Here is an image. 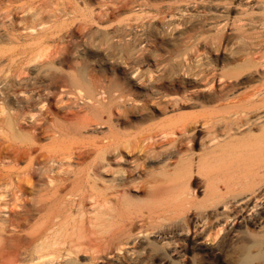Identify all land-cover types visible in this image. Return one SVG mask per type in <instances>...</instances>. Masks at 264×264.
I'll use <instances>...</instances> for the list:
<instances>
[{
  "label": "bare ground",
  "instance_id": "6f19581e",
  "mask_svg": "<svg viewBox=\"0 0 264 264\" xmlns=\"http://www.w3.org/2000/svg\"><path fill=\"white\" fill-rule=\"evenodd\" d=\"M87 1L0 0V16L10 20L6 41L45 46L46 40L52 39L57 43L53 49L36 53L43 52L52 60L65 59L75 54L71 44L76 32L72 35V28L71 33L63 31L61 27L69 21L64 17L73 19L74 27L84 30L93 21L101 24L100 20L117 16L133 2L98 0L92 6L91 0L90 5ZM215 1L228 3L226 6L236 10L244 0ZM260 2L264 9V0ZM162 22L165 28L174 24ZM229 23L226 27L232 31ZM154 30L145 45L123 40L126 31L119 34L121 31L111 30L110 36L104 30L101 35L104 47L97 50L103 52L109 47L118 51V66L131 75L140 91H120L124 80L120 83L117 77L109 86H103L100 80L99 89L104 90L100 93L108 97L109 104H101L104 100L96 105L100 99L95 102V98V103H90L92 112L100 116H95L100 120L98 127H106L107 131H102L92 144L84 145L80 127L75 132L83 140L77 136L75 141L71 136L77 134L69 130L72 135L67 137L73 142L64 141L69 143L64 147H68L55 157L44 156L34 144L9 143L0 138V264H264V46L252 42L243 54L234 56V44H210L208 52L217 54L220 64L209 68L187 62L196 54L193 45L182 41L183 30ZM62 31L65 34H60ZM7 52L0 50V93L17 97L24 90L17 88L25 77L18 74L15 63L23 64L22 58L18 62L15 54ZM22 52H28L27 48ZM143 63L148 68L140 69ZM26 72L23 76L29 74ZM63 75L64 70L59 76L66 82L67 76ZM246 75L249 84L243 87L252 91L242 94L237 87ZM7 111L3 114H10ZM104 111L108 112L106 119ZM7 119L6 123L3 120L5 124L14 125ZM59 129V134L65 135ZM57 136L51 140L61 144L66 138L58 140ZM58 147L51 152L57 153ZM91 147L95 159L89 168ZM35 150L40 152L35 154ZM58 165H86L89 170L67 167L64 173L63 168L57 170Z\"/></svg>",
  "mask_w": 264,
  "mask_h": 264
},
{
  "label": "rangeland",
  "instance_id": "374dc122",
  "mask_svg": "<svg viewBox=\"0 0 264 264\" xmlns=\"http://www.w3.org/2000/svg\"><path fill=\"white\" fill-rule=\"evenodd\" d=\"M106 1L108 2L109 0H106ZM152 1L153 2L156 1V2L153 4ZM178 1H180V0H146V1L145 0H139V1L133 0V2L130 4L131 6H129L127 9H124V10L122 9L123 11L119 10V13H117V16H115L116 15V12H115V15H113L115 17H112V15L108 16V17H106V19L108 21L104 20V19L100 20L101 24H100V22H98L99 20L93 21V22H91L90 26L88 25L90 28L88 26H86L84 28V30H83V27H81L82 29L80 27L75 28L74 27L75 23L71 22V21H73V19L70 20V18L68 16L64 17L65 19H67V21L68 20L69 21L66 22V24H64L66 26L63 25V27H61V28H63L64 32L65 31L66 32L68 31V33L72 32V35H73V33L75 34V32H76V35L73 36V40H72L73 43L71 45L74 46V48L76 49V51L74 49H72L73 54L74 53L76 54L78 52L76 55L75 54L74 55H72V54L68 55L66 57L67 59L65 58L66 60L61 59L62 62H64V60H65L64 63H62L61 60H58V59H56V60L48 59L43 54V52L47 53V51H50L49 48L53 49L57 45V43L55 41H53L52 39L51 40L47 39L46 42L48 41V43L45 46H43L44 44L41 45L39 43H35L36 45H34L33 42H32L33 45H31V41H29L30 44H28V45H25V44H27L26 42H23V44L18 43V42H16V43L13 42V44H12L8 40L6 41V32L5 31H6V27L10 23L9 22L10 20L8 18L3 20L4 18H2L0 16L1 17L0 18V50L2 49L5 52L9 51L7 53L15 54L16 60L18 62H19V59L22 58L20 62L23 64L25 63L24 64L25 66H23V64H20V63H18L19 64L18 65V64H16L17 62L15 63V68L18 66V70H19L18 74L20 73V75H22V78L25 77V78H23L24 82H22L20 84V87L18 86L17 91H20V89H21V91L23 89L24 90L22 92H20L17 97L16 96L13 97L11 94L8 95L7 93L3 94V92H2V94L0 93V112H1L0 113V121L3 122L4 119H7L10 117V119L9 120L7 119V120L10 122L12 120L13 124H14V125H12L13 127L12 126L10 127L7 124H5L7 121L4 120L5 123L4 122L3 123L5 126L3 128L4 129L7 128L10 131V133H12V135L8 132L7 129H5L6 130L5 131L3 128L0 127L1 132H2V130H4L3 131L4 133L2 132L3 134L0 133V135H2V136H0V138L2 140H5L6 142H9V143L19 142L18 144H28V145L34 144L35 147L36 146L39 147V148L36 147V149H40L41 153L44 151V153H43L44 156L48 157L49 155H47V154H50V155L52 154L51 157L52 156L55 157V154H56V156L61 155L63 150H65L64 148L66 146L68 147V145H65V147H64V143L69 142L71 144L73 142L72 139H71L72 142H70L71 141L70 138L67 137L68 135H69V137L72 135V133L70 131H72L73 134H77L76 136L72 135L71 138L74 137V139H75V137H76V139H78L77 138V136H78L80 139H82L81 136H83L84 140L83 139L82 140L85 142L84 145H87V143H88V145L92 144L93 141L96 140V138L98 137V135H100V133L102 131H105V130L107 131L106 127L105 128H102V126H101V128L98 127V124L100 126V120L96 118V117H98V114H96L97 116L95 115V113H94L95 110L92 112V110H93V107H92L93 104L92 103L97 102L96 100H98V99H100V102L98 100V103L96 105H101V104L108 105L109 104L108 97H106V98L104 96L102 97V93H100V92L104 91V90L99 89L100 80L102 81L103 86H104V84H106L105 86H109V85L113 84L114 82H116L117 80L120 81V83H121V81L124 80L121 83L124 86V87H122L123 89L122 88H119V89H120V91H125V93L128 91L139 93L140 89L138 86H136L134 84V81L132 80L131 75L125 69L118 66L117 63H119V62L117 61V59L120 57V54L118 51L116 52L113 49L110 50L109 47L106 48L107 50L109 49L108 51L106 49H104L105 51H103V52H99L97 50L100 46L104 47V45H102L103 41L101 38V35L104 33V30L106 33L108 32L109 35L111 34L110 36H113V33L111 30H113V31L118 30V32H119V31H121L122 27L123 28L125 27V30L122 29V31L119 33V34H122L124 31H126L124 33V35L122 34L123 40L130 41V39H131L130 42L134 43V41H135V43H137V44L142 42L143 45H145L149 40H151V39H148L150 37L148 35H150L151 32L155 31L154 30L155 28H156V30H159V31L164 30V29L167 30V28H168V32L169 31L171 32V30L173 31V29L175 27H178L180 31L183 30L182 41L187 45H191V46L193 45L192 46L193 54L194 55L196 54L195 58L193 56L192 59L191 60L188 59L187 62L189 64H192V65L193 64L194 65L203 64L204 66H207L209 68H215L216 66H219V64H220L219 61L216 59L217 54L208 52L207 46L210 44H214L217 46L220 44L223 45L227 42L229 44V47L232 44H234V48H233L234 56L243 54L245 51V49H244L245 46L249 43L254 42V43L262 44L264 46V29H263L264 28V9H263V5L261 4L260 0H244L242 2V5H244V6L238 5L239 7L236 6V10L230 9L229 6H226L228 3H225V2L222 3L220 1L216 2L215 0H206L207 2L205 0L204 1L203 0L202 1L201 0H198V1L197 0H189L190 2L188 0H185L188 2H183L184 0H181V3ZM87 2L89 4L90 1L88 0ZM91 2H90V4H92V6L98 4V3L96 4V2H98V0H91ZM93 3H95V4L93 5ZM140 3H141V5L143 3L144 4L142 6H140ZM156 3H157V6H154V5H156ZM80 5H82L81 1H80ZM136 5H138L140 7V9ZM146 5H148V7H146ZM197 5H199L200 7ZM150 6H152V7H150ZM158 6L160 7L161 10H159ZM155 7H158V8H155ZM216 7H218V9ZM157 9H158V11H157ZM160 13H161V15L163 14L162 15L163 17L160 15ZM252 16H253V18H251ZM198 17H200V19ZM160 18H163V20H160ZM1 20L5 21V23L3 24L1 22ZM109 20H110V23H109ZM168 20H169V22H174V24L165 28V26H162V24H163L162 21H164V23H167ZM199 20H200V22H199ZM212 20H214V21H212ZM97 22H98V24H97ZM106 22H108V23H106ZM228 23L233 26L232 31L228 30V28L226 27V25ZM107 24H108V26H107ZM93 25H95V26H93ZM105 25H106V27H105ZM66 28H68V29H66ZM70 28H72V29H70ZM77 28H79L80 30ZM239 28H241V29L238 30ZM69 29L71 32H69ZM73 29H75V30H73ZM90 29H91V31H90ZM149 29L150 30L152 29V31L147 32V31H149ZM2 30H4V31H2ZM102 30H103V32H101ZM63 31L60 32V34H65ZM78 32H79V35L82 34V37L81 36L79 37ZM130 33H131V35H130ZM98 34H100V35H98ZM238 34H240V35H238ZM134 35H136V36H134ZM244 35H245V37H244ZM144 37H145V39H144ZM74 38H75V40H74ZM141 38L143 39V41ZM98 41H100V42H98ZM3 43L5 44V46L6 45L9 47L11 46V48H13L14 46H16V47H14V49H11L7 46L2 47ZM49 43L50 44L52 43L51 44L52 47H50ZM18 44H19V46H17ZM96 44H97V46H96ZM40 46H41V48H40ZM22 48H27V51H28L26 53L22 52L24 55L21 53ZM42 48H44V49L42 50ZM46 48H48L47 51L45 50ZM35 50L36 51L37 50L43 51L42 54L38 51L39 54L42 55V57H40L38 55V52L36 53ZM196 52H198V53H196ZM31 53L35 54L36 58H37V56H38V58L40 57V60L38 59L37 61H35L36 58L34 56V58H35V60H34L33 54L31 55V57L33 59L30 60V58H31L30 54ZM19 54L20 55L22 54V55L17 57ZM28 55H29V57H28ZM43 55L45 58L43 57ZM116 55H117V57H116ZM68 59H69V61L66 62ZM26 60H29V61L26 62ZM32 60H34V62ZM114 60H116V62ZM28 62H30L28 64L29 67L26 66L27 65L26 63H28ZM61 63H62V67H60ZM139 66H140V69L148 68V65H146L144 63L140 64ZM25 67H27V68H25ZM23 68L25 71L23 70ZM59 69H62V71ZM20 70H23L24 73L28 70L27 72L29 74H26V76H23L24 73L21 74ZM51 70H52V72H51ZM53 70H55V71H53ZM63 70H64L65 75L67 76L66 82L62 81V80H65L64 77L59 76V75L63 74ZM59 71L62 73L59 74L60 73ZM54 72H56V74H54ZM50 74L55 76V78L53 76H51ZM57 74H59V75H57ZM65 75H63V76H65ZM69 76H71V77H69ZM48 77H50V78H48ZM52 77H53V79H52ZM115 77H117V80H115L116 79ZM112 78L114 81L112 80ZM57 79H60V80H57ZM246 79H247V75L243 76L240 79V81H242L243 83L237 87L239 89V92H241L242 94H248V92L252 91V88L251 89L248 88L247 90L244 88L246 85L249 84V82H245ZM110 80H111V83H110ZM51 81H52V83H51ZM49 82L51 84H49ZM58 82H60V84ZM73 82L74 83L76 82V84H74ZM57 83H58V85H56ZM61 83H63V84H61ZM125 83H127L128 85ZM49 85H51L50 88L48 87ZM88 85L91 88V91L87 87ZM73 86H76V87H74L76 90L73 89V91H70V89L72 90ZM103 86H101V87H103ZM65 87L66 88L68 87L67 88L68 90L67 89L65 90ZM126 87H127V89H125ZM129 87H130V89H133L134 91L128 89ZM34 88H35V90H34ZM38 88H39V90H38ZM48 88H49V90H48ZM59 88H61V90ZM87 90H88V92H87ZM61 91L64 93L62 94ZM67 91H69L68 94H67ZM79 91L81 92V94ZM23 92H24V94H23ZM59 92L62 94V96H60ZM53 93L55 94V96H53ZM69 93H71V94H69ZM88 93H89V95H88ZM99 93H100V95H99ZM94 94L99 95V98H97L98 96L96 97V95H94ZM6 95H8V96H6ZM93 95L95 97H93ZM93 99L95 102H93ZM106 99H108V100H106ZM2 100H4V101H2ZM104 100H105L106 104L103 102ZM90 102H92V103H90ZM101 102H103V103H101ZM43 103H45V104H43ZM2 104H3V106H2ZM38 104H39V106H38ZM1 108H3V109H1ZM12 110H14V112ZM6 111L11 114V115L8 114V115H10L9 117H7L8 116L7 113L3 114ZM191 111L193 113H199L200 110H191ZM104 112H106V113H104L106 115L103 114L102 116H105L104 119H106L108 117V114H107L108 112L107 111H104ZM45 114H46V116H45ZM73 114H79V115H73ZM41 115L44 116V118H42ZM66 116H68V117H66ZM23 118H24V120H23ZM13 119H16L17 122ZM97 120H99V123L97 122ZM40 121H41V123H39ZM58 124H61V126ZM63 124L65 125L66 129H64V127L62 129ZM53 125L56 126V128L53 127ZM68 125L70 126L69 129H67ZM81 125H84L85 127L82 126L83 127L82 128ZM58 126L62 130H64L63 132H65V135L61 136L59 134L60 129ZM71 126L73 128H75L74 131H73ZM10 128L13 130L15 129V131L11 130ZM51 128L54 131H52ZM53 128H55V129H53ZM76 128L80 129V131H81L80 133L83 132L81 134V136L79 135L80 133L75 132ZM81 128L83 131L81 130ZM35 129H37V130H35ZM11 131H13V132H11ZM32 131H34V132H32ZM27 132H28V134H32L33 139L30 135L26 134ZM5 133H7V134L9 133V135L7 136ZM52 133H55V134L57 133L56 135L60 136V138L58 140H60V139L62 140V137H63V139H64V137H66L64 140H62L63 145H62V143L61 144L59 143L61 141H57L59 144L58 145V144H56L57 142L54 141V139L51 140L52 137L54 138V136H56V135H52ZM15 134L17 135V137ZM24 134L26 136H28V138H30V139L26 138V136L24 137ZM13 135H15V138ZM23 137H24V139H23ZM16 138H18L19 140ZM36 138H37V140H36ZM67 139H69V141L64 142V141H67ZM76 139H75V141H76ZM33 141H36V142H33ZM51 141H54V143L53 142L51 143ZM83 141L80 140L81 143ZM39 142H40V146L42 145L41 147L39 145H37V143H39ZM80 142H76V144L79 145ZM83 143H82V145H83ZM46 146H47V151L45 148ZM57 146H59L58 149L56 150L57 153L55 151H54V153L51 152V151L55 150V148H57ZM60 146H62V147L60 148ZM42 147H43V150H42ZM48 148L50 149V151L48 150ZM91 148H92V150L88 153V159H87L88 161H91V162L90 163L87 162L89 165H87L85 163L87 165V167H89L95 159V151L93 150V147H91ZM59 149H60V152H58ZM40 150H35V154L39 153ZM90 158H92V160ZM86 165L74 166V168H71L67 165H66V167H65V165L60 166V168H59V165H58V167L57 166L56 167H57V170H58V168L59 169L63 168L62 170H64V173H65L66 172L65 168L67 169V167H68V170L79 168L78 171H81L83 168V170L85 169L86 171H88L89 169H87ZM80 167H82V168L80 169ZM1 168H2V166L0 165V170H1ZM62 170L60 172H63Z\"/></svg>",
  "mask_w": 264,
  "mask_h": 264
}]
</instances>
